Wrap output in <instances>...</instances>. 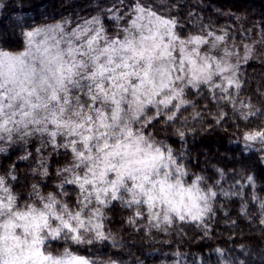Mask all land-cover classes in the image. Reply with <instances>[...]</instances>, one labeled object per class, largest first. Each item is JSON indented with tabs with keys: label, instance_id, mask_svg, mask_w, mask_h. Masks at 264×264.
I'll return each mask as SVG.
<instances>
[{
	"label": "snow or ice",
	"instance_id": "snow-or-ice-1",
	"mask_svg": "<svg viewBox=\"0 0 264 264\" xmlns=\"http://www.w3.org/2000/svg\"><path fill=\"white\" fill-rule=\"evenodd\" d=\"M166 6L170 13L176 5L129 0L126 26L113 35L100 17H92L71 30L60 23L33 27L22 33L19 52L0 47V142L27 143L38 136L42 147L64 149L70 157L56 170V188L63 190L44 194L32 184L30 202L23 205L9 187L17 179L14 167L0 175V264H96L68 248L54 254L50 242H107L104 209L115 201L135 206L130 224L147 218L155 228L176 221L205 226L216 191L202 188L201 176L186 184V167L148 131L161 123L171 127L195 108L198 101L189 95L231 105L246 127L254 122L249 117L256 118L242 139L246 147L264 145V108L243 101L236 106L245 82L228 33L201 24L183 37L178 19L161 11ZM251 52L245 45V62ZM40 167L43 172L33 174L47 177L44 158ZM247 180L254 183L252 176Z\"/></svg>",
	"mask_w": 264,
	"mask_h": 264
},
{
	"label": "trees",
	"instance_id": "trees-1",
	"mask_svg": "<svg viewBox=\"0 0 264 264\" xmlns=\"http://www.w3.org/2000/svg\"><path fill=\"white\" fill-rule=\"evenodd\" d=\"M129 0H4L0 2V47L10 52L22 51L25 44L23 32L49 23H65L76 27L86 19L100 17L113 35L118 27L126 26ZM163 7L165 14L175 16L183 37L195 34L200 25H208L217 34L228 33L227 44L239 54V76L245 82L237 98L264 108V0H148ZM111 10V11H109ZM189 12L192 13L189 16ZM123 14L124 19L115 20ZM245 45L252 49L251 58L245 62ZM233 63L236 57H232ZM195 90H193L194 92ZM196 100L195 108L189 107L180 120L171 127L163 123L148 129L158 142L173 149L179 162L186 167L184 177L190 184L197 176L203 177L202 188L210 187L217 196L212 202L213 212L205 218L204 225L176 221L165 229L151 227L147 218L130 224L135 206L126 208L119 201L104 209L105 231L111 239L95 245H75L63 241L50 242V250L56 254L68 248L95 261L96 264H264V147L252 143L246 147L242 139L245 131L256 126H245L234 113L232 106H224L208 98L189 95ZM247 111V109H245ZM201 113L199 118L196 113ZM221 113L223 119L217 123ZM184 125L183 127L181 125ZM239 125V127H237ZM177 130L185 133L181 138ZM41 139L29 138L27 143L10 144L0 142V175H6L14 167L16 180H9V187L19 196L23 205L28 200L31 185L37 184L42 193L62 191L56 170L63 167L70 157L63 155L64 149L53 152L51 147H42ZM41 151L38 153L37 149ZM28 159H20L27 153ZM44 158L49 175L43 177L40 167ZM254 183L249 184L247 177ZM69 191L74 186L66 185ZM254 197L256 199H254ZM66 199V198H65ZM76 199L75 195L72 200ZM145 209V217L146 206ZM164 229V230H161ZM115 242V246H113ZM221 250L218 252L217 250ZM221 252L223 255H221Z\"/></svg>",
	"mask_w": 264,
	"mask_h": 264
},
{
	"label": "rangeland",
	"instance_id": "rangeland-1",
	"mask_svg": "<svg viewBox=\"0 0 264 264\" xmlns=\"http://www.w3.org/2000/svg\"><path fill=\"white\" fill-rule=\"evenodd\" d=\"M3 1L4 0H0V2H3ZM57 23L63 24L65 26V28L68 29V30H71L73 28V27H70V25H68L67 23H61V22H57ZM57 23H49V24H44V25H54V24H57ZM44 25H41V26H44ZM75 255H78V254H75Z\"/></svg>",
	"mask_w": 264,
	"mask_h": 264
}]
</instances>
